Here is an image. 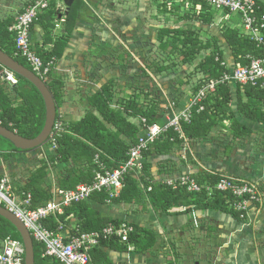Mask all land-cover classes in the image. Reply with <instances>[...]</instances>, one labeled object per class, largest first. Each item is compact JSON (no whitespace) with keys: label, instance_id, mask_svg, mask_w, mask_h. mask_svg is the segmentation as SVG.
<instances>
[{"label":"trees","instance_id":"16d2710c","mask_svg":"<svg viewBox=\"0 0 264 264\" xmlns=\"http://www.w3.org/2000/svg\"><path fill=\"white\" fill-rule=\"evenodd\" d=\"M76 1L69 10H65L63 34H60L53 43L50 38V33L54 28V18L59 15L57 4L53 1L50 4V8L39 16V24L45 31L43 36L45 45L53 44L52 48L47 51L33 46L38 56L45 63L52 58H60L69 39L77 12L80 10L82 4V0H79L80 3L78 4H76ZM183 1L189 2L188 0ZM155 3L160 13H169V8H167L166 4H161L159 0H155ZM256 3L261 8H264V0H256ZM192 6L200 5L193 1ZM199 10H196L191 15H184L183 17L190 23L197 22L202 25H208L218 13V11L211 9L205 4H201ZM211 11L216 12V14L212 15ZM223 13L229 14L227 11H223ZM14 20L11 18L0 20V50L30 70L23 59L14 56L15 47L13 35L8 32V28L14 23ZM220 32L231 51L236 66L247 65L249 62L247 57L260 56L261 51L257 48L255 42L243 35L240 30L230 26H224ZM157 40L163 50L171 47L179 56H182V64H191L200 57L202 52L209 51L197 65L196 69L204 77L192 89L193 95L210 80L220 78L225 72V68L220 66V62L224 61V51L223 49L221 50L222 46L220 45V41L216 37H213L210 40L211 44L204 45L199 40L198 31L193 29L192 25H188L185 29H161L157 34ZM216 57L219 58V61H216ZM172 67L173 64L164 65L162 62L157 63L152 61L146 66V69H142V77L149 78L150 73L160 75ZM3 70L0 67V125L26 139L35 138L41 132L45 120V109L42 97L33 85L22 78H19L17 84L1 80ZM45 83L58 108L60 106L59 101H61L62 80L50 74ZM137 89L139 95L140 93L141 95L143 94V98L145 99L144 103L135 95L116 99L113 83H106L91 96L90 106L92 110L87 112L83 119L74 123L63 121L64 132L56 139V148L49 157L52 165L58 162L64 166V170L58 172L59 174L55 179L56 190H74L80 184H90L94 179L96 169L94 157L96 155L99 156L100 162L105 164L106 168L110 170L118 168L120 164L124 163L127 160L129 149L137 143L138 136L141 132L140 122L136 125L130 121V118L139 120L144 118L149 124L165 122V115L159 109L160 106L155 100L153 101L151 99V91H147L141 87ZM229 89L228 85H218L213 92L207 93L202 103L191 109L189 122H180V134L170 129L161 135L144 152L142 171L140 173L135 171L129 172L125 176L124 187L120 195L111 199V202L114 204L137 203L140 205H150L154 210L164 213L172 209L183 208V213L192 214L195 209L204 208L210 211H226L227 208L231 207L235 211L233 205L242 201V199L248 200L249 196L237 199L230 191L216 190V184L223 177L213 174L198 173L188 176L191 180L203 187L201 192L197 194L188 193L185 187H177L175 189L166 187L160 183L153 182L151 164L149 163V158L152 155L164 157L173 155L175 152L182 150V146L186 142L204 139L210 134L213 128L221 126L224 121L232 120L233 115L230 109L231 95ZM237 90L241 91V87L237 86ZM242 90L248 102L239 104L240 111L249 119L264 123V111H262L264 108V88L260 89L248 85L242 86ZM253 100H257L258 103H254ZM199 107H203V109L199 111ZM231 125L230 134L233 140H243L249 137V130L244 129L235 121ZM9 151L23 152L17 150L9 141L0 137V154ZM165 163L167 165L162 169L164 171L161 170L160 173L166 175L172 174L173 170L169 168L170 162ZM46 172V165L42 164L39 169L31 174L27 184L24 187L18 188V194L21 195L22 193L25 195L29 193L31 195L30 209L41 207L47 202L52 201L55 197V192L52 191L51 185H46V182H44ZM208 187L211 191L207 189ZM149 188L150 191L148 190ZM91 199L99 204H104L109 197L107 193L102 192L100 194H94ZM234 213L237 218H241L240 212L235 211ZM243 214L245 218V212ZM70 216L78 220L77 233L73 231L75 233L74 235L101 231L109 224L119 225L121 223L118 220L92 217L86 201L73 203L63 209V214L51 215L42 223L47 229L56 232L59 226L67 224L66 221ZM148 234V237H145L146 234H140L139 229L135 226L134 232L129 235L127 244L122 243V245L130 246L132 244L135 248L146 251L154 242V235L151 233ZM6 237L21 241L13 225L0 217V242ZM115 240L118 242L117 239L111 241ZM106 243L112 242L100 241L98 246L105 245ZM95 248L90 251L92 259L96 252ZM33 249L35 264H43L48 260V258L41 257L43 253L42 244L33 240Z\"/></svg>","mask_w":264,"mask_h":264},{"label":"crops","instance_id":"0c3cea01","mask_svg":"<svg viewBox=\"0 0 264 264\" xmlns=\"http://www.w3.org/2000/svg\"><path fill=\"white\" fill-rule=\"evenodd\" d=\"M30 1L32 0H0V20L15 19ZM93 1L87 0L85 2L88 4L94 3ZM100 1H95L96 4L93 5L96 6L91 14H80L85 12L81 9L77 12L78 16L76 15L66 46L60 58L56 59L53 76L56 78L65 77L62 80L64 89L61 93V101H59L60 106L57 108V113L62 114L64 122H79L87 112L92 110L90 98L103 85L109 82H112L114 86L124 84L136 72L137 63L134 62L122 63L118 67L121 69V73L118 69L103 65V63L109 64L106 60L107 56L111 53V49L118 45L114 37L115 34L124 35L128 29H126L127 24L123 20L116 22L110 19L113 10L111 7L102 8L103 2ZM132 1H134L132 2L134 3L132 4L134 14L139 20L135 32L138 33L139 31L140 36L146 38L148 33L156 36V33L158 34L161 29H172L164 27L159 20L157 21L156 18H163V16L159 17V10L150 13L149 8L158 9L155 0ZM171 2L168 5L169 8L179 5L178 0H171ZM180 2L184 1L181 0ZM258 7L264 10L260 5ZM192 8L199 10V7L196 6H192ZM95 14L102 16L101 23L95 22ZM161 14L167 17L173 16L170 11L168 14ZM84 15L86 17L82 18ZM220 19L225 24L222 27L230 26L242 32L241 17L238 14L218 12L216 20ZM107 20L112 21L107 24L105 23ZM39 23L40 21H37L31 29L32 44L38 49L47 51L52 48L53 44L45 45L43 40L45 31ZM60 24L61 28H57L60 32L54 29L50 33L52 43L60 34H63L64 22ZM196 25L199 29L207 26L198 23ZM208 30L212 33L211 36L220 41L221 49L224 51V62L229 67H235L236 64L231 51L223 40L220 30ZM208 52L201 53L195 61L196 67ZM130 71L132 73H129ZM228 86L231 95L232 120L224 121L221 126L213 128L204 139L186 142L185 144L188 145L185 149L183 150L182 147V150L173 155L165 157L152 155L149 158V163L151 164L153 182L161 184V181L167 178L192 176L198 173L227 176L254 185L263 198L262 203L248 202L245 218L240 219L234 215L235 211L231 207L227 208L226 211L195 209L192 214L183 213L184 209L179 208L164 213L154 210L150 205L114 204L111 202L113 198H109L104 204H99L90 197L86 203L92 217L118 220L121 222L119 225L128 224L132 225L133 228L136 226L140 234H146L145 237H148V233L154 235V242L146 251H141L132 244L127 246L116 240H108L107 242L112 243L94 247L96 252L93 259L89 253L90 264H202L200 260L205 255L206 249L204 250V248L210 245L213 240L219 243L217 252L212 254L211 261L206 264H264V123L249 119L240 111L239 104L248 102L242 86L231 84ZM237 86L241 87V91L237 90ZM253 102L258 103L257 100H253ZM130 121L137 125L139 119L130 118ZM233 121L249 130V137L243 140H233L230 134ZM220 145L223 146L222 149H218ZM52 151L50 144L46 142L43 146L31 151H9L0 154V178L9 179L11 192L16 201L19 202L23 199V194L17 193L18 188L24 187L31 174L39 169L42 164H45L47 169L44 182L46 185H51L52 191H56L55 179L59 174L58 172L64 170V166L58 162L52 165V161L49 160L50 155L53 154ZM165 162H170L169 168L173 170L172 174L160 173L167 165ZM161 166L163 167L161 168ZM207 189L211 191L209 187ZM66 222L67 224L59 226L61 228H58L57 231L64 241L68 242V239L77 233L78 220L70 216ZM195 222L198 227L194 226ZM193 241L194 244L198 243L203 251H198L192 245ZM187 242L190 243L188 249L179 250ZM43 264L61 263L48 258Z\"/></svg>","mask_w":264,"mask_h":264},{"label":"built area","instance_id":"2783aa9c","mask_svg":"<svg viewBox=\"0 0 264 264\" xmlns=\"http://www.w3.org/2000/svg\"><path fill=\"white\" fill-rule=\"evenodd\" d=\"M54 0H32L15 17L14 23L8 28V32L13 35L14 56L23 59L29 66L30 71L42 81H47L52 71L55 69L56 59L52 58L46 63L38 56L34 50L31 40V29L39 16L50 8ZM161 4L170 5L171 0H159ZM179 1V0H178ZM181 1V0H180ZM192 6L193 1L197 2V8L205 4L211 9L229 14H238L241 17V31L243 35L255 42L261 54L258 57H247V65L229 67L224 61L220 66L225 68V72L218 79H212L206 83L195 95H193L189 106L184 113L171 118L170 114L165 115L166 123L158 125L149 124L146 119L139 120L141 132L137 143L134 144L127 153V160L120 164L118 168L110 170L100 162L99 156L94 157L96 166L94 179L90 184H80L74 190H56L52 201L36 209H30L31 195H23L21 201H16L11 192L9 179L0 178V206L18 218L34 241L43 245L42 258H49L59 261L61 264H90V251L99 244L100 241L117 239L119 243H127L129 235L134 232L132 225L109 224L101 231L77 234L71 236L66 242L59 234L43 226V221L49 216L63 214V209L73 203H80L88 200L92 195L105 192L109 198L119 195L124 186L125 176L135 171L140 173L143 168V154L153 145L161 135L172 129L180 134V122L188 123L191 118V109L200 103L209 92H213L218 85H240L251 86L260 89L264 88V10H261L256 0H188ZM57 10H66L62 0L54 1ZM198 11V10H197ZM59 28V25H56ZM216 61L219 58L216 57ZM1 67V66H0ZM3 68V67H2ZM4 69V68H3ZM13 74L3 70L1 80L12 83ZM203 107H199L201 111ZM64 132L63 117L57 113L52 131L48 137V143L52 150L56 148V139ZM166 187L175 189L185 187L188 193L197 194L202 190V186L191 180L188 176L167 178L161 181ZM218 191H230L237 199L249 196L248 200L237 202L233 205L235 211L241 213L244 219V212L248 202H255L259 193L254 185L245 181L223 177L216 184ZM150 191V188L148 189ZM61 228V227H60ZM59 228V229H60ZM25 248L22 241L11 237H6L0 242V264H24Z\"/></svg>","mask_w":264,"mask_h":264},{"label":"rangeland","instance_id":"374dc122","mask_svg":"<svg viewBox=\"0 0 264 264\" xmlns=\"http://www.w3.org/2000/svg\"><path fill=\"white\" fill-rule=\"evenodd\" d=\"M56 1V0H54ZM87 0H82V4L80 6V9L85 12H81L80 14H91L94 11V7L96 4L94 0V3H88L86 4ZM100 1V0H99ZM103 2L102 8H108L111 7L113 10L111 14V18L113 21L121 22L123 20L126 22L127 26L126 34H115V40L118 42V45H116V48H112L111 53H109V56H107L108 65L104 64L106 67H111L118 69L119 72L121 71L120 68H118L122 63H137L136 66V72L132 77H129L128 82H125L124 84H119L114 86V90L116 93V99H122L131 97L133 95L137 96V98L144 103L145 99L143 98V94L139 95L138 87H141L143 89H146L147 91H151L152 96L151 99L160 106L159 109L162 110L164 115L171 114V118L174 116H179L184 113L185 109L189 106L190 101L193 97L192 89L197 85L199 80L203 79V76L201 73L196 69L195 62H192L191 64H182V56H179L178 53L172 49L171 47H167L165 50L161 48L160 43L157 40V33L156 36H154L152 33H148L146 35V38H143L138 33L135 32L137 30V25L139 24V20L136 18L134 14V7L132 4V0H101ZM100 1V2H101ZM80 3L79 0L76 1V4ZM178 6H170L167 5V8H169L168 11H170V14L173 16L167 17L166 15H162L160 13L159 17L163 18H156L157 21L164 25L166 28H174V29H185L188 25H192L193 29H196L198 31V37L199 40L205 45V44H211V39L213 36H211V32L208 29H213V31H216L223 28L222 25H225L223 23V20H216V12L211 11L212 15H215L214 20L208 24L206 27H203V29H199L197 23H189L186 18H182L184 15H191L193 12H196V10H193L192 6L190 7V4L188 2H177ZM75 6V5H74ZM174 8H177L174 9ZM150 13H154L158 9L149 8ZM190 11V12H189ZM158 12V11H157ZM65 10L60 11L58 17L55 16L54 18V28L56 31L60 32L61 28V22H64L65 19ZM96 23L102 22V16L100 14H95ZM197 15V14H196ZM78 16V13H77ZM92 16V15H91ZM201 16V15H200ZM86 17L85 15L82 16V18ZM62 19V21H61ZM146 19V18H145ZM112 20H107V24L110 23ZM201 24V23H198ZM56 25H59V29L56 28ZM106 26V25H105ZM108 27V25H107ZM195 27V28H194ZM209 27V28H207ZM109 28V27H108ZM52 30V31H53ZM135 32V33H134ZM134 33V34H133ZM55 34H57L55 32ZM210 41V42H209ZM222 48V47H221ZM222 50V49H221ZM226 52V51H225ZM138 55V56H137ZM157 62V63H164V65H171L173 64V67L167 71H165L163 74L156 75L155 73H150V77L143 78L142 77V69H146V66L149 65L151 62ZM129 68V67H127ZM135 68V67H134ZM132 69V68H131ZM125 70V68H124ZM54 71H52V76L54 74ZM126 71V70H125ZM123 72V70H122ZM121 73V72H120ZM129 73H132L131 71ZM56 77V76H53ZM65 77L59 78L60 80H64ZM162 83H160L161 81ZM160 81V82H159ZM136 90L134 91V89ZM166 87V88H165ZM63 87L61 89V93L63 91ZM146 91V92H147ZM162 113V114H163ZM164 123H157L158 125H164ZM264 138V137H263ZM225 143H228V141H225ZM224 143V144H225ZM188 144H183V150ZM223 146H218V149H222ZM227 177V176H225ZM231 178V177H228ZM262 196L259 195L257 200L255 202L262 203ZM183 210V209H181ZM195 227H198L196 222L194 223ZM198 229V228H196ZM195 233V231H193ZM189 242L185 243L182 247L179 248V250L183 251L185 249H188ZM218 242L213 240V242L210 245H207L205 250V255L200 260L202 264H206L208 261H211V256L213 253L217 252ZM192 245L196 247L198 251H203V249L200 248L199 244L192 242ZM204 245V244H203ZM206 246V245H205ZM219 250V249H218ZM190 259V258H188ZM184 261V260H183Z\"/></svg>","mask_w":264,"mask_h":264},{"label":"water","instance_id":"95a60500","mask_svg":"<svg viewBox=\"0 0 264 264\" xmlns=\"http://www.w3.org/2000/svg\"><path fill=\"white\" fill-rule=\"evenodd\" d=\"M76 0H62L66 10H69ZM0 66L13 74L12 83L17 84L19 78L28 81L33 85L42 97L45 109L44 125L38 136L32 139H26L15 132L7 130L0 125V137L9 141L14 148L19 151H31L43 146L52 131L56 115L57 105L48 89L46 83L38 78L29 69L15 61L12 57L0 50ZM0 217L13 225L19 234L25 248L24 264H35L33 240L22 222L12 213L0 206Z\"/></svg>","mask_w":264,"mask_h":264},{"label":"clouds","instance_id":"9594fccd","mask_svg":"<svg viewBox=\"0 0 264 264\" xmlns=\"http://www.w3.org/2000/svg\"><path fill=\"white\" fill-rule=\"evenodd\" d=\"M13 84V83H12Z\"/></svg>","mask_w":264,"mask_h":264}]
</instances>
